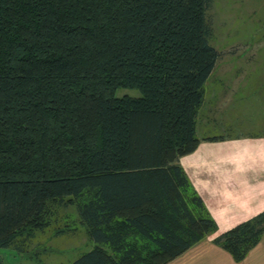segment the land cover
I'll list each match as a JSON object with an SVG mask.
<instances>
[{
  "label": "trees",
  "instance_id": "trees-1",
  "mask_svg": "<svg viewBox=\"0 0 264 264\" xmlns=\"http://www.w3.org/2000/svg\"><path fill=\"white\" fill-rule=\"evenodd\" d=\"M210 3L0 0V246L70 204L94 243L70 264H169L217 230L181 163L223 140L197 134ZM263 235L264 211L214 241L241 261Z\"/></svg>",
  "mask_w": 264,
  "mask_h": 264
},
{
  "label": "rangeland",
  "instance_id": "rangeland-1",
  "mask_svg": "<svg viewBox=\"0 0 264 264\" xmlns=\"http://www.w3.org/2000/svg\"><path fill=\"white\" fill-rule=\"evenodd\" d=\"M208 15L213 27L210 41L222 50L218 70L225 76L227 84L219 90L216 101L208 104L206 112H211L212 116L217 111L224 110L216 115L215 123L203 125L207 130L205 133L222 130L232 121L230 127L232 133L249 132L255 134L252 137H257L256 135L264 131V121H262L264 118L257 115L259 109L264 111V96L260 97L261 103L255 99L257 95L255 87L258 84L264 87V45L261 46L262 40L264 43V0H211ZM255 49L257 52L251 54ZM124 94L139 96L141 91L138 88L119 87L116 95ZM258 121L262 122L257 123ZM205 133L200 128L197 129L200 137L208 136ZM216 135L222 136L223 140L226 136ZM217 175L220 183H216L214 179L210 181L198 178V175L196 179L208 190L210 198L220 204L219 206H223L222 218L229 219L228 212L233 211L231 214H234L240 208V201L244 200L242 196L245 192H250L245 190L248 185L244 186L239 181L240 174L228 175V178L235 183V187L231 188L227 187L225 181L222 182V176L220 177L218 172ZM225 180L227 181L226 178ZM54 218L44 230H34L33 235L21 241L25 252L18 253L14 247L0 246V264H70L84 250L93 246L94 243L89 240L76 205L57 206ZM59 229L63 231L58 232ZM207 237L196 244L199 249L206 252L216 247L222 250L223 255H231L226 248L218 242L208 241ZM263 243L264 235L258 244L263 245ZM263 247L262 251H264ZM192 254L193 252H189L185 257ZM222 254L218 251L208 256L213 258V262L211 261L213 264H217V260L224 261ZM256 256V252H248L246 263L252 264Z\"/></svg>",
  "mask_w": 264,
  "mask_h": 264
},
{
  "label": "crops",
  "instance_id": "crops-1",
  "mask_svg": "<svg viewBox=\"0 0 264 264\" xmlns=\"http://www.w3.org/2000/svg\"><path fill=\"white\" fill-rule=\"evenodd\" d=\"M263 45L264 43L262 40L261 46ZM215 47L218 49L220 55L205 85V98L200 107L197 123V129L200 128L204 133L207 130L203 128V125L215 123L217 121L216 115L224 110L221 107L222 110L217 111L213 116L211 112H206L208 104L216 101L219 90L222 86L227 84L224 79L225 76L218 70V63L221 58L222 50H220L217 45H215ZM256 52L257 49L251 54H255ZM239 72L240 71H238V73ZM255 90L257 91L255 99H258V102L261 103L262 100L260 97L261 95L264 96V87L258 84ZM240 101H242V98ZM257 115L260 118H264V111L259 109ZM262 121H258L257 123ZM232 124L233 122L231 121L225 128L223 127L222 130H213L210 134L205 133V135L208 136L216 134L226 135L224 140L201 142L194 152L181 158V163L192 183L203 197L207 208L217 222V230L207 237V240L210 242H213L214 238L222 232L264 211V131L256 135L257 137H252V135L255 136V134L249 132L232 133L230 128ZM217 172L220 174V177L222 176V182L225 181L227 187H235V183L228 178L230 173L240 174L241 177L239 181L243 183L244 186L248 185V188L245 190L250 193L245 192L244 196H242L245 201L243 199L240 201V208H238L234 214H231L233 211L228 212L227 216L230 218L234 217L233 219L222 218L221 212L223 206H219L220 204L214 202L210 198L208 190L196 179L198 175V178L210 181L214 179L216 183H220ZM253 205L255 206L252 207ZM232 208L234 209V207ZM263 246L264 243L263 245L257 244L249 250V253H257V256L253 259L254 262L251 260V262H253L252 264H264V251L261 250ZM218 251L222 254V250L219 248L216 249V247H212L209 251L203 252L195 244L183 254L173 259L169 264H213V258H210L208 254H214ZM189 252H193V254L186 258L185 255ZM222 257H224V261L217 260V264H247L246 261L248 260L247 255L241 261H236L232 255L222 254Z\"/></svg>",
  "mask_w": 264,
  "mask_h": 264
}]
</instances>
